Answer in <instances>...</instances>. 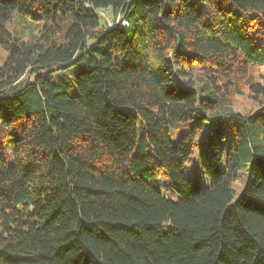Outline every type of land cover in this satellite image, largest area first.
<instances>
[{"label":"trees","instance_id":"trees-1","mask_svg":"<svg viewBox=\"0 0 264 264\" xmlns=\"http://www.w3.org/2000/svg\"><path fill=\"white\" fill-rule=\"evenodd\" d=\"M0 45V264H264V0H0Z\"/></svg>","mask_w":264,"mask_h":264},{"label":"rangeland","instance_id":"rangeland-1","mask_svg":"<svg viewBox=\"0 0 264 264\" xmlns=\"http://www.w3.org/2000/svg\"><path fill=\"white\" fill-rule=\"evenodd\" d=\"M101 13H102L101 15H103L104 18L109 22L110 21L109 17H106L105 13H103L102 11ZM4 60H5V50L0 45V65L3 64ZM193 72L197 73L199 72V70L194 69ZM247 73L249 74L251 80L259 83L264 88V66H258V65L249 66ZM260 102H264V93L254 95L245 86L242 87L241 94L234 95L232 100V108L238 112H246L249 110L256 109ZM186 130H187V126L185 123L175 124L171 129V133H170L171 140L173 142H176L179 135L184 133ZM204 132L205 131L203 132L200 131L196 134V137L193 142V149L191 155L188 158V160L184 163L182 169L184 175L187 177H189L190 175L196 172L198 174L200 185L202 188H206L209 185V180L204 174V171L200 167V163H199L202 136ZM245 181H246V172L241 170L232 184V188H233L232 201H234L242 191L245 185ZM151 183L157 189H159L161 193L167 198L173 200L178 198L177 193L171 189L168 180L166 178V175L162 169H159V171L156 173V176L151 181Z\"/></svg>","mask_w":264,"mask_h":264}]
</instances>
